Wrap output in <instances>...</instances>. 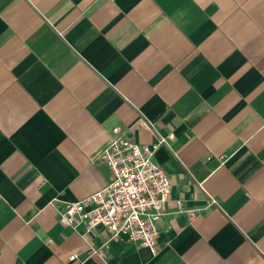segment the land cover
I'll return each instance as SVG.
<instances>
[{
	"label": "crops",
	"instance_id": "obj_1",
	"mask_svg": "<svg viewBox=\"0 0 264 264\" xmlns=\"http://www.w3.org/2000/svg\"><path fill=\"white\" fill-rule=\"evenodd\" d=\"M113 127L173 135L155 256L57 222ZM0 264H264V0H0Z\"/></svg>",
	"mask_w": 264,
	"mask_h": 264
},
{
	"label": "built area",
	"instance_id": "obj_2",
	"mask_svg": "<svg viewBox=\"0 0 264 264\" xmlns=\"http://www.w3.org/2000/svg\"><path fill=\"white\" fill-rule=\"evenodd\" d=\"M134 127L155 132V122L140 111ZM172 137L157 135L153 143L138 144L125 138L118 127L111 129L108 144L100 155L110 170V182L84 200L66 203L57 211L59 225L71 230L82 226L84 235L102 227L105 240L88 249L90 257L105 261L109 243L122 239L147 248L153 256L159 253L156 221L164 215L172 182L152 158ZM210 202L216 203L214 199ZM175 206L181 210L182 202L175 201ZM76 260L75 254L69 257L71 262Z\"/></svg>",
	"mask_w": 264,
	"mask_h": 264
}]
</instances>
